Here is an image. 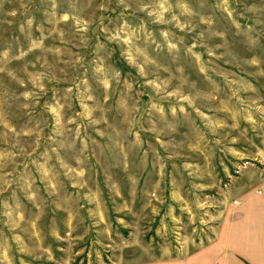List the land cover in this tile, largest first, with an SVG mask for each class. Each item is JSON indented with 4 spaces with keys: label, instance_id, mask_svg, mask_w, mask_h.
Wrapping results in <instances>:
<instances>
[{
    "label": "rangeland",
    "instance_id": "obj_1",
    "mask_svg": "<svg viewBox=\"0 0 264 264\" xmlns=\"http://www.w3.org/2000/svg\"><path fill=\"white\" fill-rule=\"evenodd\" d=\"M249 169L264 0H0V264L179 257Z\"/></svg>",
    "mask_w": 264,
    "mask_h": 264
},
{
    "label": "crops",
    "instance_id": "obj_2",
    "mask_svg": "<svg viewBox=\"0 0 264 264\" xmlns=\"http://www.w3.org/2000/svg\"><path fill=\"white\" fill-rule=\"evenodd\" d=\"M240 178L207 241L179 257L135 264H264V171L244 170Z\"/></svg>",
    "mask_w": 264,
    "mask_h": 264
}]
</instances>
